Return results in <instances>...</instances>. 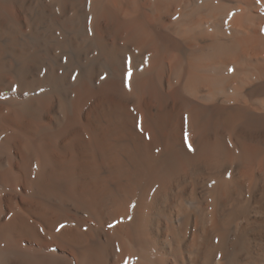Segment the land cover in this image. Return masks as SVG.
Here are the masks:
<instances>
[{"label": "bare ground", "instance_id": "6f19581e", "mask_svg": "<svg viewBox=\"0 0 264 264\" xmlns=\"http://www.w3.org/2000/svg\"><path fill=\"white\" fill-rule=\"evenodd\" d=\"M0 264H264V0H0Z\"/></svg>", "mask_w": 264, "mask_h": 264}]
</instances>
